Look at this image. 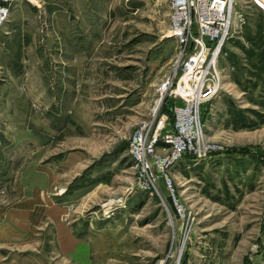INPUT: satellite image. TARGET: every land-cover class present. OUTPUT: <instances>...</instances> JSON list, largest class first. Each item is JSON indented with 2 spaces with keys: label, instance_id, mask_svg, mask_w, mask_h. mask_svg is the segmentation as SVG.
Returning a JSON list of instances; mask_svg holds the SVG:
<instances>
[{
  "label": "rangeland",
  "instance_id": "1",
  "mask_svg": "<svg viewBox=\"0 0 264 264\" xmlns=\"http://www.w3.org/2000/svg\"><path fill=\"white\" fill-rule=\"evenodd\" d=\"M234 17L219 81L199 95L209 152L156 169L155 183L130 146L159 104L153 126L163 116L166 131L164 106L180 104L160 100L181 77L169 0L12 7L0 32V264H264V16L235 0Z\"/></svg>",
  "mask_w": 264,
  "mask_h": 264
},
{
  "label": "built area",
  "instance_id": "2",
  "mask_svg": "<svg viewBox=\"0 0 264 264\" xmlns=\"http://www.w3.org/2000/svg\"><path fill=\"white\" fill-rule=\"evenodd\" d=\"M15 1L0 0V32L10 19ZM248 3L264 16V0H248ZM169 4L170 31L181 48V77L177 82L178 75L171 80L167 93L160 100L163 102L164 97L175 96L180 99V104L172 110L174 125L170 126V130L164 129L166 118L163 116L157 129L154 128L156 112L153 124L140 128L130 146L132 155L142 166L141 174L150 175L155 183L158 182L156 169L171 167L187 155L201 158L209 152L201 124L200 105L210 98L202 100L200 96L204 98L210 94L214 84L219 81V60L227 55L222 51L223 45L237 28L234 22L235 0H169ZM193 59V66L188 69ZM199 86L201 93L197 98ZM160 139L167 146L164 148L169 147L164 157L155 152V145Z\"/></svg>",
  "mask_w": 264,
  "mask_h": 264
},
{
  "label": "crops",
  "instance_id": "3",
  "mask_svg": "<svg viewBox=\"0 0 264 264\" xmlns=\"http://www.w3.org/2000/svg\"><path fill=\"white\" fill-rule=\"evenodd\" d=\"M19 2H22V0H17V1H15L13 4H12V7L13 6H16ZM61 2H62V0H61ZM9 22H7L6 24H5V26H4V28L6 27V25L8 24ZM3 28V29H4ZM3 29L1 30V32L3 31ZM34 200V199H33ZM31 203V202H30ZM30 208L32 209H30L31 210V213L33 214V215H36L37 213H39V209H38V205H37V203H36V200H34L33 201V204L31 203V206H30ZM20 228V227H19ZM22 229V228H21ZM23 231V230H22ZM19 232H20V229H19Z\"/></svg>",
  "mask_w": 264,
  "mask_h": 264
},
{
  "label": "bare ground",
  "instance_id": "4",
  "mask_svg": "<svg viewBox=\"0 0 264 264\" xmlns=\"http://www.w3.org/2000/svg\"><path fill=\"white\" fill-rule=\"evenodd\" d=\"M234 19H235V17H234ZM194 62H195V59H193L192 60V62L190 63V66H189V68L188 69H191L192 68V66H193V64H194ZM217 84V83H216ZM215 87V86H214ZM200 86L197 88V98L199 97V95H200ZM158 106H160V104L158 105ZM158 106H157V109L155 110V113L158 111Z\"/></svg>",
  "mask_w": 264,
  "mask_h": 264
},
{
  "label": "trees",
  "instance_id": "5",
  "mask_svg": "<svg viewBox=\"0 0 264 264\" xmlns=\"http://www.w3.org/2000/svg\"><path fill=\"white\" fill-rule=\"evenodd\" d=\"M162 111H163V113L165 112V113H168V114H170L171 116H173L172 111H171L170 108L166 109V107L164 106V108H163Z\"/></svg>",
  "mask_w": 264,
  "mask_h": 264
},
{
  "label": "water",
  "instance_id": "6",
  "mask_svg": "<svg viewBox=\"0 0 264 264\" xmlns=\"http://www.w3.org/2000/svg\"><path fill=\"white\" fill-rule=\"evenodd\" d=\"M163 104V103H162ZM162 106V105H161Z\"/></svg>",
  "mask_w": 264,
  "mask_h": 264
}]
</instances>
